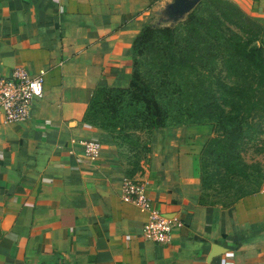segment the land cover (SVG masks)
Returning <instances> with one entry per match:
<instances>
[{
	"label": "crops",
	"instance_id": "0c3cea01",
	"mask_svg": "<svg viewBox=\"0 0 264 264\" xmlns=\"http://www.w3.org/2000/svg\"><path fill=\"white\" fill-rule=\"evenodd\" d=\"M263 31L264 0H227ZM146 0H0V76H41L28 119L0 112V264H264V184L228 208L199 205L190 127L158 129L133 175L153 209L179 223L167 245L141 236L148 214L120 200L126 167L84 122L98 88H126ZM95 139L85 158L75 145Z\"/></svg>",
	"mask_w": 264,
	"mask_h": 264
},
{
	"label": "trees",
	"instance_id": "16d2710c",
	"mask_svg": "<svg viewBox=\"0 0 264 264\" xmlns=\"http://www.w3.org/2000/svg\"><path fill=\"white\" fill-rule=\"evenodd\" d=\"M160 1L146 0L148 6ZM202 6L213 9L212 22L206 21L203 30L213 37L210 39L211 47L222 55V64L229 77H220L215 85L220 90V97H216L218 104L209 110L214 117V134L203 146L198 159V204L228 208L239 199L257 193L264 184V42L257 38L263 31L254 20L227 0H201L194 9ZM188 15L186 21L191 22L192 17ZM201 23L199 20L195 30L202 27ZM157 32L163 34L167 41V64L173 71L182 70L187 65L182 59L183 51L194 60V48L189 46L186 50L176 44L172 28L146 25L131 44L132 70L127 87L98 88L92 95L88 110L98 105L101 98L115 119L117 113L122 115L124 112L122 97L125 94L131 100V111L139 118V123H133L132 132L150 135L151 131L165 127V112L151 86L135 69L134 58L151 44ZM189 68L192 71L195 65ZM239 69L246 73L242 76L233 71ZM222 79L230 81L226 89ZM114 127L118 124L115 123ZM143 147L148 154L150 136ZM252 155L260 158L254 159ZM140 170L137 159L126 170L125 177L131 178Z\"/></svg>",
	"mask_w": 264,
	"mask_h": 264
},
{
	"label": "rangeland",
	"instance_id": "374dc122",
	"mask_svg": "<svg viewBox=\"0 0 264 264\" xmlns=\"http://www.w3.org/2000/svg\"><path fill=\"white\" fill-rule=\"evenodd\" d=\"M168 1L171 0H161L147 6L148 8L144 10L147 13L144 26L154 20L155 16L152 11L160 9ZM213 15L212 8L202 6L199 9H194L188 15L192 17L191 22L186 21L187 17L172 28L176 44L178 43L184 49L189 46L194 48L195 64L192 57L183 51L182 59L187 65L182 70L173 71L167 64V41L159 32L154 35L151 44L134 57L135 69L142 80L151 86L156 99L165 112L166 125L162 129L192 128L193 132L190 133V136H196L195 146L199 144V156L203 146L214 134V117L209 110L219 101L216 97H220V90H217L216 82L222 76L229 77L222 64V55L211 47L210 39L213 37L203 30L206 21L212 22ZM199 20L203 25L195 30ZM257 38L264 42L263 32ZM194 65L195 69L190 71L189 67ZM233 71L242 76L246 73L243 69ZM201 77L202 80H198ZM229 82V80L222 79L225 89ZM101 101L100 98L98 105L92 110L87 108L83 115L84 122L107 133L126 170H129L137 159L140 165H145L147 154L143 151V146L147 138L156 130L151 131L150 135L144 132H132L131 127L134 122L139 123V118L135 112L131 111V100L127 95L124 94L122 97L124 112L122 115L117 113L115 119L112 117L114 114H110L107 105ZM115 123L118 124V127H114ZM252 157L260 158L254 155Z\"/></svg>",
	"mask_w": 264,
	"mask_h": 264
},
{
	"label": "built area",
	"instance_id": "2783aa9c",
	"mask_svg": "<svg viewBox=\"0 0 264 264\" xmlns=\"http://www.w3.org/2000/svg\"><path fill=\"white\" fill-rule=\"evenodd\" d=\"M41 96V76L30 77L21 67H15L8 77L0 76V112L6 124L25 122L29 117L31 103ZM75 145L89 160H95L101 149L100 143L95 139H79L75 141ZM120 200L148 214V219L141 228L143 239L162 246L169 243L172 230L178 227L179 223L152 208L143 181L123 177Z\"/></svg>",
	"mask_w": 264,
	"mask_h": 264
},
{
	"label": "water",
	"instance_id": "95a60500",
	"mask_svg": "<svg viewBox=\"0 0 264 264\" xmlns=\"http://www.w3.org/2000/svg\"><path fill=\"white\" fill-rule=\"evenodd\" d=\"M201 2V0H171L165 2L160 9L152 11L154 20L149 23L151 28H173Z\"/></svg>",
	"mask_w": 264,
	"mask_h": 264
}]
</instances>
